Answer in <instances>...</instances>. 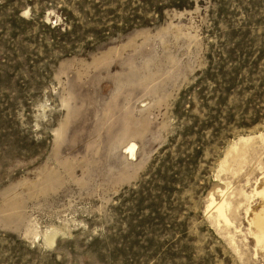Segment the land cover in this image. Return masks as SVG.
Instances as JSON below:
<instances>
[{
	"label": "rangeland",
	"instance_id": "1",
	"mask_svg": "<svg viewBox=\"0 0 264 264\" xmlns=\"http://www.w3.org/2000/svg\"><path fill=\"white\" fill-rule=\"evenodd\" d=\"M263 192L264 0H0V264H264Z\"/></svg>",
	"mask_w": 264,
	"mask_h": 264
},
{
	"label": "bare ground",
	"instance_id": "2",
	"mask_svg": "<svg viewBox=\"0 0 264 264\" xmlns=\"http://www.w3.org/2000/svg\"><path fill=\"white\" fill-rule=\"evenodd\" d=\"M241 141L243 142H245V141H247L245 138L242 140V138H241ZM238 144H236L235 146H233V149H232V151L231 152H229L228 154L230 155V154H232V153H236V154H239L240 152L239 151H241L240 149H238V146H237ZM134 149H135V145H131V146H129V148H128V152H130L131 153V155H133L134 156ZM127 150V149H126ZM239 152V153H238ZM226 165V164H225ZM262 195V194H261ZM263 195H264V192H263ZM213 202H214V200H213ZM215 203V202H214ZM223 204V203H222ZM222 204H220L218 207H220ZM213 206V205H212ZM217 207V208H218ZM227 207H229V206H227ZM216 211H218L219 212V215H220V217L221 218H223L224 219V221L226 220V223H227V218H226V216H225V211L223 212V210H222V208L220 207L218 210H216ZM228 224V223H227ZM252 224V223H251ZM253 225H254V228H255V240L257 241V244L262 248V249H264V215L263 214H258L256 217H255V219H254V222H253ZM252 225V226H253ZM256 244V245H257Z\"/></svg>",
	"mask_w": 264,
	"mask_h": 264
}]
</instances>
